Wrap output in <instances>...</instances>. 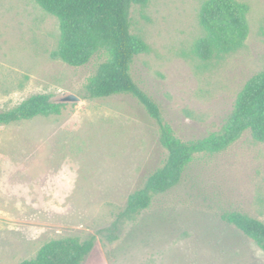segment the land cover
Returning a JSON list of instances; mask_svg holds the SVG:
<instances>
[{
  "label": "rangeland",
  "instance_id": "obj_1",
  "mask_svg": "<svg viewBox=\"0 0 264 264\" xmlns=\"http://www.w3.org/2000/svg\"><path fill=\"white\" fill-rule=\"evenodd\" d=\"M204 1L130 9L132 33L150 47L136 56L133 76L183 140L219 130L246 82L264 70V0H239L250 5L245 45L207 61L193 52ZM59 38L57 17L35 0H0V110L37 93L80 98L64 102L59 115L0 125V264H19L68 236L95 239L82 264H264V251L222 219L239 210L264 221V142L250 131L197 157L177 186L122 219L110 239L105 229L166 150L135 97L87 96L104 55L71 66L51 57Z\"/></svg>",
  "mask_w": 264,
  "mask_h": 264
},
{
  "label": "trees",
  "instance_id": "obj_2",
  "mask_svg": "<svg viewBox=\"0 0 264 264\" xmlns=\"http://www.w3.org/2000/svg\"><path fill=\"white\" fill-rule=\"evenodd\" d=\"M35 1L59 22L60 38L51 52L53 59L82 66L95 54L104 55L85 85L87 96L104 98L130 94L159 125V144L166 150V157L148 174L142 186L128 196L119 218L105 229L111 240L117 237L115 232L122 219H135L152 205L155 196L177 186L200 155L226 150L246 131H250L255 140L264 142V70L246 82L219 130L192 140H183L174 133L158 103L133 76L136 56L149 52L150 47L140 35L132 33L130 9L134 4L145 6L151 0ZM249 12L247 2L205 0L199 11L203 35L194 42L195 55L207 61L242 48L250 33ZM64 105V102L53 100L50 94H33L12 108L0 110V125L59 115ZM222 219L241 230L264 251V221L239 210L223 213ZM94 244V238L53 239L42 245L34 257L19 264H82Z\"/></svg>",
  "mask_w": 264,
  "mask_h": 264
},
{
  "label": "water",
  "instance_id": "obj_3",
  "mask_svg": "<svg viewBox=\"0 0 264 264\" xmlns=\"http://www.w3.org/2000/svg\"><path fill=\"white\" fill-rule=\"evenodd\" d=\"M80 98L75 95V94H72V93H67V94H64L63 97L55 100L56 102H75V101H79Z\"/></svg>",
  "mask_w": 264,
  "mask_h": 264
}]
</instances>
